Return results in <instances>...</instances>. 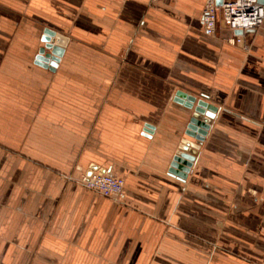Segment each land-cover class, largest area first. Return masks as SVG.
Returning <instances> with one entry per match:
<instances>
[{
    "label": "crops",
    "instance_id": "0c3cea01",
    "mask_svg": "<svg viewBox=\"0 0 264 264\" xmlns=\"http://www.w3.org/2000/svg\"><path fill=\"white\" fill-rule=\"evenodd\" d=\"M206 1L0 0V264H264V23L244 50ZM179 91L218 108L185 179ZM92 164L125 195L84 187Z\"/></svg>",
    "mask_w": 264,
    "mask_h": 264
},
{
    "label": "built area",
    "instance_id": "2783aa9c",
    "mask_svg": "<svg viewBox=\"0 0 264 264\" xmlns=\"http://www.w3.org/2000/svg\"><path fill=\"white\" fill-rule=\"evenodd\" d=\"M264 23V5L258 0H207L202 10V24L209 36H216L224 27L230 31L225 40L249 50L247 35L261 27ZM241 30L243 34H237ZM81 184L104 196L121 198L125 195V180L109 171H94L80 178Z\"/></svg>",
    "mask_w": 264,
    "mask_h": 264
},
{
    "label": "water",
    "instance_id": "95a60500",
    "mask_svg": "<svg viewBox=\"0 0 264 264\" xmlns=\"http://www.w3.org/2000/svg\"><path fill=\"white\" fill-rule=\"evenodd\" d=\"M222 1L223 0H217L219 4H221ZM258 1L264 5V0ZM236 33L243 34V31L238 30ZM42 40L44 46L39 49L35 63L53 71L58 66L60 57L64 51L61 37L56 31L46 28ZM177 100L184 103L189 109H192V115L187 124L185 134L192 138L194 142L189 139H184L182 141L179 145V149L173 157L169 172L179 178L185 179L196 160L198 148L205 140L211 127V121L215 118L218 108L216 105L209 103L205 99H197L195 96L182 93L181 91L177 93ZM154 130V125L146 124L144 128L145 136L151 137ZM97 170L105 171V169L100 168L98 165L92 164L87 175L90 176Z\"/></svg>",
    "mask_w": 264,
    "mask_h": 264
},
{
    "label": "rangeland",
    "instance_id": "374dc122",
    "mask_svg": "<svg viewBox=\"0 0 264 264\" xmlns=\"http://www.w3.org/2000/svg\"><path fill=\"white\" fill-rule=\"evenodd\" d=\"M63 53H64V51H63ZM63 55V54H62Z\"/></svg>",
    "mask_w": 264,
    "mask_h": 264
}]
</instances>
